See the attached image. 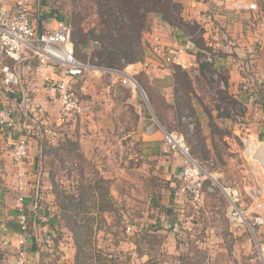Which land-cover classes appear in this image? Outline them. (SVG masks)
I'll return each mask as SVG.
<instances>
[{"label": "rangeland", "instance_id": "374dc122", "mask_svg": "<svg viewBox=\"0 0 264 264\" xmlns=\"http://www.w3.org/2000/svg\"><path fill=\"white\" fill-rule=\"evenodd\" d=\"M11 1L0 0V4ZM178 1L183 5L181 14L189 25H170L160 15L152 13L148 32L152 34L151 42H158L160 47L185 50L189 45L178 61L198 68L196 72L179 64L182 70L188 71L192 89L181 86L182 82L174 77V68L170 70L169 64L162 59L164 54L152 53L151 43H148L147 51L148 70L142 69L140 64L135 65L139 62L119 69L124 74L134 68L138 70L136 79L140 86L134 90L124 87L122 74L93 64L95 48L100 44L92 40L88 47H81L78 52L75 50L79 59L93 65L69 81L71 96L77 100L78 107L64 113L59 92L47 86L42 113L33 115L29 119L31 129L26 131L25 128L22 132L29 142V157L24 166L30 164L32 176L24 188L18 185L20 167L14 162L13 149L9 146L19 134L9 133V130L3 134L0 142V247L6 242L9 249L5 253L0 250V264H15L18 260L17 241L14 240V245L11 240L1 237L5 233L3 225L11 224L13 228L14 224L19 225L16 221L18 204L22 207L32 202L34 206L35 201L38 207L32 210L37 214L32 211L27 215V264H75L77 218L92 225L87 237L94 245H87V250L91 247L96 256L99 253L96 250L102 252L104 249L123 259H131L132 264H263L254 254L253 241L243 247L238 241L242 238L230 237L225 216L228 202L222 193L207 195L204 203L197 206L181 200L178 191L182 183L169 176V168L174 166L171 157L175 153L165 142L166 131L186 128L191 153L210 173L227 186L242 180L244 168L239 158V178V174L238 179L229 176L234 166L229 165L227 158L236 155L230 144L235 141H231L233 131L245 132L242 129L245 123L251 131L262 136L264 123L261 112L255 108L250 112L244 100L229 93L227 61H233L236 51L232 48L229 53L225 46L232 38H228L229 27L239 24L245 27L248 22L247 17H243L249 13H232L230 18H222L221 22L210 14L206 22L203 16L199 17L206 10L200 9L202 5L197 8L192 4L193 0ZM29 2L37 22L40 15H51L43 22L47 24L51 20L55 25L62 21L69 27L73 23L83 28L88 36L92 29L98 32L102 28L99 6L94 0ZM195 15L208 23L210 32L215 29L222 32L221 49L215 50L210 44L211 33L204 37L205 29ZM257 19L253 22L255 25H264ZM189 54L193 55L191 60L184 61ZM219 57L224 62L222 65L216 64ZM35 59L37 57L32 55L30 66L36 65ZM29 61L5 60L10 69L17 71L20 83L13 88V93L0 83V103L15 114L21 113L23 88H27L22 73L28 79L30 76L29 82L36 81L34 77L39 75L35 67L32 71L26 68ZM237 63V70L246 72L241 80L242 92L257 94L252 103L264 105V96L259 94L260 89H264V68L254 62L250 64L251 68L240 60ZM55 71L60 77H49L51 82L65 77L58 67ZM2 76L0 74V81ZM45 76L48 74L44 75V82L47 80ZM34 112H40L37 105ZM249 112L253 125L248 124ZM236 141L241 145L239 138L236 137ZM22 195L23 202L19 200ZM171 197L175 200L172 209L178 215L179 234L152 227L167 217L161 206L167 205ZM176 200L180 203H175ZM103 208L107 209L104 213ZM219 222L223 223L217 226ZM17 231L23 233L19 226ZM257 235L264 242V228L258 229Z\"/></svg>", "mask_w": 264, "mask_h": 264}, {"label": "built area", "instance_id": "2783aa9c", "mask_svg": "<svg viewBox=\"0 0 264 264\" xmlns=\"http://www.w3.org/2000/svg\"><path fill=\"white\" fill-rule=\"evenodd\" d=\"M30 0H13L0 4V83L4 89L14 92V87L20 83V76L17 71L10 69L5 60L12 59L16 62L31 60L35 55L34 63L37 70L43 71L49 68L58 67L62 74L68 78L54 80L46 78L50 89L58 91L61 98L64 113L75 110L77 100L71 96L72 86L69 81L82 71L91 69L92 64L79 59L74 52L71 40V30L68 24L58 21L55 27L49 28L40 34L33 17ZM210 7L223 12L249 13L261 17L264 0H208ZM153 44V43H152ZM187 45V44H186ZM189 46V45H187ZM186 49H174L160 47L158 42L152 45V51L157 56L164 54L162 59L171 64H181L178 58ZM161 58V57H160ZM211 60V58H208ZM145 59L139 62L142 69L148 70L150 65ZM193 68V67H192ZM198 72V68H193ZM114 72L122 74L124 87L136 89L139 85L136 79L137 68L132 72H121L113 69ZM45 72V71H44ZM0 103V124L13 128L19 134L13 147V160L20 167L18 170V182L21 188L26 184L25 169L22 164L29 157V142L26 135H23L26 125L16 121L13 113L5 109ZM41 110V109H40ZM152 127V126H151ZM27 128V127H26ZM150 128V127H149ZM246 126L245 132L238 134L241 145L233 146V152L238 154L243 169L242 180L235 181L233 185H225L219 181L205 166L191 153V148L186 136L179 130H168L165 133V142L171 151L182 156L180 178V198L191 201L194 205L204 203L209 194L222 193L228 202L227 214L230 237H247L254 242V254L264 264V242L258 238L257 230L264 228V137L251 131ZM235 138H232L234 140ZM210 182L207 183V180ZM24 201L22 195L19 199ZM28 216L21 212L18 216L19 227L23 230L18 236V260L15 264H27L29 242ZM25 232V233H24Z\"/></svg>", "mask_w": 264, "mask_h": 264}, {"label": "trees", "instance_id": "16d2710c", "mask_svg": "<svg viewBox=\"0 0 264 264\" xmlns=\"http://www.w3.org/2000/svg\"><path fill=\"white\" fill-rule=\"evenodd\" d=\"M94 1H96L99 6V16L101 18L100 24L102 25V28L98 32L95 29H92L89 32L90 36H88L83 28L71 23V27L73 28L71 30L70 27L71 40L73 42L72 45L74 46V52L76 55L77 53L75 50L78 52L81 47H88L90 45L89 43L92 40H95L100 45L95 48L96 56L93 64L107 67L108 69L119 70L126 64L141 62L148 57L147 51L149 41L145 43L144 36L146 32L149 31L150 14L154 13L160 15V18L170 25L175 24L178 27H187L189 25V22H187L181 14L183 5L178 0ZM49 16L51 15H40V21H35L40 34L46 30L47 24L43 21ZM184 32L186 33L187 31L184 30ZM190 41L192 45L195 44L194 40L193 42L192 40ZM198 49L201 50L200 47H198ZM169 67L170 70L174 68V77L177 81L180 80L182 82V87L192 89L191 78L186 69L182 70L183 68L176 63L169 65ZM150 100L152 101V98H150ZM185 129H182L183 131H181L184 135L186 132ZM36 205L37 203L35 201V208L38 207ZM106 210L107 209L103 208V213ZM161 210H163L167 217L163 220L164 222L159 220L157 224L152 227L175 231L179 234L181 230L180 224L177 222V213L172 208L163 205L161 206ZM35 214L37 213L35 212ZM83 221V218H77L76 228H74L77 245L75 264H132L130 262L131 259H123L121 256L106 252L104 249L102 252L101 249L96 250L99 252L98 256H96L95 252H92L91 247L87 250V245H94L92 240L88 238L89 236L87 237V232H90L93 228L91 224H84Z\"/></svg>", "mask_w": 264, "mask_h": 264}, {"label": "crops", "instance_id": "0c3cea01", "mask_svg": "<svg viewBox=\"0 0 264 264\" xmlns=\"http://www.w3.org/2000/svg\"><path fill=\"white\" fill-rule=\"evenodd\" d=\"M180 1L183 2V0H180ZM188 4H191V2H188ZM192 4L194 6L196 5L197 8H200V5H202L200 9H203V8L206 9L204 13L202 12L203 14L200 12L201 15L199 16V17L203 16V21H206V22H208L207 17L210 14L212 15V18H214V20H217L218 22H221L222 18H225V19H226V17L230 18L229 15H232V13H233V12H223V11L217 10L214 7L213 8L210 7V3L208 2V0H193ZM263 7H264V3L262 5V8ZM262 10L263 11H262L261 18L259 20L256 18L259 22L260 21L264 22V9H262ZM194 17L200 21L199 23L205 29V33L203 34L204 37L206 38L208 33H211V36L213 38H212V41H211L210 44L215 48V50L216 49H218V50L221 49V47L223 46V43L220 42V38L222 37L220 35V33H222V32H219V30H216V29L213 31V33L210 32L208 30L209 29L208 28V23L205 24V22L201 21L200 18L198 16H196V15ZM246 17H247V22L248 23L245 25V27L242 24H239L238 26H235L234 28H233V26L229 27V31H231V32H230V36H228V38L229 37H232V38L227 41L228 44L225 47L227 49H229V53H231L232 52L231 49L234 48L235 51H236L235 55L237 54V56L234 55V59H233L232 62H230V60L227 61V69L229 71L228 81L230 83L229 84V93L234 98H237V99H239L241 101L244 100L246 102L245 105H246L247 109L250 108L249 109L250 112H251V109L253 110L254 108H255L256 111H259V113L261 112L262 119H263L262 122L264 123V105L261 104L260 106H257V104H258L257 102L252 103V101L254 100V96L257 97V94H254L252 92H244V91L242 92V90L240 88V85H241V80H243L242 78H244L245 77L244 75H246V72H244L245 70L244 71L237 70V68H236V66H239L238 63H237L238 60H240V62H243L244 64H246L248 68L250 67V64L251 65L253 64V62L255 64H257L258 66H261L262 68H264V25H262L260 23L255 25L253 22L256 20L255 19L256 16H254V15L252 16L251 14H245L243 19H245ZM47 26L49 28H53V27L56 26V24L53 25L51 20H49L47 22ZM51 26H53V27H51ZM207 30H208V32H207ZM226 33H227V30H226ZM151 35L152 34H150L149 32H146V34L144 36V42L145 43H147L149 41V43L152 44ZM161 37H162V34H161ZM163 38L166 39L165 37H163ZM190 46H191V44H190ZM242 52H244L245 54L242 53ZM255 52H256V54H255ZM190 57L192 58L193 55L189 54V58L188 57L187 58L184 57V61L185 60H191ZM147 58L148 57H146V59ZM182 58H183V56L181 57V60H182ZM228 58H229V56H228ZM242 58H245V59L243 60ZM216 60H218V61H216L217 65H222L224 63V62H221V57H219L218 59L216 58ZM185 63H187V62H185ZM30 64H32L31 61L28 62L27 65L29 67L26 65V68L29 71H32L34 69V66H30ZM136 64H139V63H135V65ZM140 67H141V65H140ZM56 68L57 67L49 68L47 70H43L42 72L45 71L44 73H41V71L38 70V72L36 73L37 75L39 74L38 77H34V78H36V81H30V82L28 81L30 79V76H29V79H28L27 75L22 73L23 77L24 78L26 77L25 82H26L27 88H23L24 89V93H23V96H22L23 107L20 110L21 113H19V114L13 113V116L16 119V121H20L21 123H24L26 125V127H28V128L25 127L26 131H27V129H31V124L29 123V121H30L29 119L31 117H33V115H39L40 113H42V109H43V103L42 102H44L43 97H44L45 90H46L45 88L48 86L46 81L45 82L43 81V77H44L45 74L46 75L48 74V76H45V78H49L50 77L52 79H58L60 77V75L55 71ZM186 68L190 69L192 67L190 66V67H186ZM35 69H36V67H35ZM61 79H66V77L60 78V80ZM243 87L245 88L246 86L243 85ZM261 89H260L259 94L261 93V95L264 96V89L263 90H261ZM260 97L261 96H259V98ZM36 105H37V107L39 109H41L39 113L38 112L37 113L34 112V109H35ZM253 106H255V107H253ZM250 112H249V114H247L249 116V121H248L249 123L248 122L247 123L250 124V125H253L254 122L250 118ZM203 119H205L204 116H203ZM203 122L205 123V121H203ZM245 126H246V124L243 123L242 129ZM238 128H239V126H236L237 130H239ZM6 130H9V133H11L13 131V133L18 134L17 131L14 130L13 128L6 127V126L0 124V137H1L0 138V142L1 143H2L3 134L7 132ZM241 133L242 132L233 131V136L231 137V139L235 138L234 139L235 141L234 140H233L234 142H230L229 141L231 145L239 146L237 144L236 137L239 138L238 134H241ZM261 134L264 137V133L262 132ZM10 138H12V137H10ZM10 141H11V139H10ZM15 141L13 142V139H12L11 144L9 145L10 147L12 146V148H10L11 150L13 149ZM12 155H13V152H12ZM180 156L181 155L178 154V153H175V154L172 155L171 158H172L174 166L173 167L171 166L169 168L170 169L169 176L171 175V177L180 179V181L182 183V180L180 178V176H181L180 173H181V166H182L183 158H182V156L181 157ZM227 160L229 161V165L230 166L231 165L234 166L231 174L229 173L230 174L229 176L230 177H236L239 174L237 176L239 178L240 171L238 169V167H239L238 166V154L231 155V158L229 157V158H227ZM233 161H234V163H233ZM22 165H23V167L25 169V181H26L25 185L27 186V184H28L27 182L30 179H32L31 178L32 176H30L31 166H30V164L26 165V166H24L25 164H22ZM172 183L174 184V182H172ZM173 184H172V186H173ZM18 185H19V182H18ZM25 185L23 186V188L25 187ZM178 194L180 195V189L178 191ZM181 200L184 201V199H181ZM28 201L29 200H27V202ZM174 201L175 200H173V198L171 197L169 203L167 205L164 204L163 206H167V207L172 208L173 206H175L174 205ZM185 202H186V200H185ZM175 203H180V202L178 200H176ZM33 207L34 206H33L32 202L31 203H26L22 207L20 206V204H18V208H17L18 209V216L23 211H24L25 214L31 215L32 211H33L32 209H34ZM10 211H15V210L11 209ZM16 221H18V220H16ZM221 223H223V222H219L217 224V226H219ZM14 225H15L14 228L16 227L17 229L16 228L14 229L13 227H11V224L3 225L4 226V231L3 232H5V233H4V236H3V234H1V237H3V239L11 240L12 241L11 244H14V245H16V241H17V246H18V236H19L18 231H17L18 230V224L17 225L14 224ZM219 231L220 230H218V232ZM14 240H16V241H14ZM238 241H239V243L242 242V246L243 247L251 245V241L247 237H243L241 240H238ZM7 245L8 244H6V242H2L1 247H0L1 252L5 253L6 249L7 250L9 249V247Z\"/></svg>", "mask_w": 264, "mask_h": 264}]
</instances>
